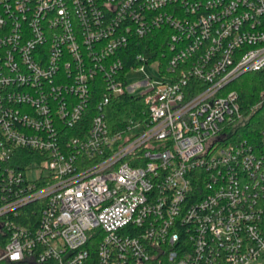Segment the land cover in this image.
<instances>
[{
	"label": "built area",
	"instance_id": "obj_1",
	"mask_svg": "<svg viewBox=\"0 0 264 264\" xmlns=\"http://www.w3.org/2000/svg\"><path fill=\"white\" fill-rule=\"evenodd\" d=\"M262 68L264 0H0V262L264 264V92L232 87Z\"/></svg>",
	"mask_w": 264,
	"mask_h": 264
},
{
	"label": "trees",
	"instance_id": "obj_2",
	"mask_svg": "<svg viewBox=\"0 0 264 264\" xmlns=\"http://www.w3.org/2000/svg\"><path fill=\"white\" fill-rule=\"evenodd\" d=\"M149 44L152 48H158L160 50L161 56L164 52H167L166 43L167 36L160 31L156 34L151 35L148 38ZM137 52L136 48L130 47L128 50L120 51L119 54L124 60L125 67H130L133 64H138L135 54ZM164 64L167 62V58H164ZM232 87L237 89L240 94V100L242 107L247 109L252 104H254L264 92V68L246 73L239 77L235 82L232 83ZM98 99L101 93H97ZM146 108L143 98L138 96H132L129 94H124L118 96L115 100L111 101L105 111L106 118L109 125L113 129L121 128L126 122L131 119H138L143 117V111ZM261 124H264V110L261 109L255 116L251 118L248 123L247 128L243 131V136L255 141H259ZM38 204L36 202L29 203L23 207L20 215L16 218L18 221L26 223V218L31 217L35 220L34 209H36ZM34 215V216H33ZM14 216V215H13ZM8 239L0 235V252L5 248ZM0 264H18L9 261H1Z\"/></svg>",
	"mask_w": 264,
	"mask_h": 264
},
{
	"label": "rangeland",
	"instance_id": "obj_3",
	"mask_svg": "<svg viewBox=\"0 0 264 264\" xmlns=\"http://www.w3.org/2000/svg\"><path fill=\"white\" fill-rule=\"evenodd\" d=\"M150 77H153L152 78L153 81H156L159 78L157 71L153 65L145 66L143 71H141V70L131 71L129 73V76H128L129 83L132 85H134L136 82H138L141 79L148 81V80H150ZM143 90H144V88L142 86H137V87L133 88L134 93H142Z\"/></svg>",
	"mask_w": 264,
	"mask_h": 264
}]
</instances>
